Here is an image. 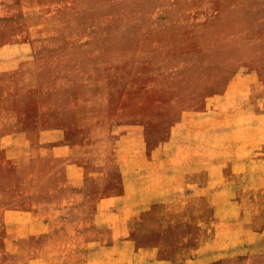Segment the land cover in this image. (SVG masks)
Instances as JSON below:
<instances>
[{"label": "rangeland", "instance_id": "rangeland-1", "mask_svg": "<svg viewBox=\"0 0 264 264\" xmlns=\"http://www.w3.org/2000/svg\"><path fill=\"white\" fill-rule=\"evenodd\" d=\"M19 43L31 59L0 73V134L27 133L35 145L40 133L59 130L67 145L80 142L89 153L106 132L111 151L122 152L104 155L102 146L105 164L88 167V176L96 188L104 179V196L118 195L122 161L149 166L129 172L132 180L156 179L158 164H173L176 141L206 128L190 123L209 99L228 86L264 83V0H0V47ZM237 101L231 93L223 111L229 142L251 131L264 139V119L254 130ZM14 164L0 155L9 178L2 198L13 197ZM139 224L131 234L141 246Z\"/></svg>", "mask_w": 264, "mask_h": 264}, {"label": "crops", "instance_id": "crops-1", "mask_svg": "<svg viewBox=\"0 0 264 264\" xmlns=\"http://www.w3.org/2000/svg\"><path fill=\"white\" fill-rule=\"evenodd\" d=\"M26 46L0 47V73L31 59ZM231 93L257 129L264 83L228 86L191 121L204 131L177 140L173 164H158L156 179L132 180L129 172L146 174L149 166L137 170L122 161L118 195L104 196V179L96 188L88 176V167L105 164L102 146L104 155L122 152L111 151L106 132L89 153L80 142L67 145L59 130L40 133L35 145L27 133L0 134V155L15 160L13 197H0V264H264V139L251 131L229 142L222 127ZM215 124L221 133H211ZM6 177L0 174V185ZM134 220L144 245L132 239Z\"/></svg>", "mask_w": 264, "mask_h": 264}]
</instances>
